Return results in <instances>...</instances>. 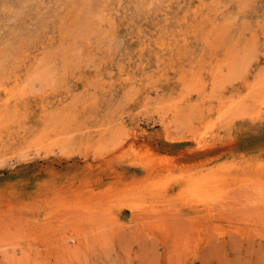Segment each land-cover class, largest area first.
Wrapping results in <instances>:
<instances>
[{"label":"rangeland","instance_id":"obj_1","mask_svg":"<svg viewBox=\"0 0 264 264\" xmlns=\"http://www.w3.org/2000/svg\"><path fill=\"white\" fill-rule=\"evenodd\" d=\"M261 89L264 0H0V264H264Z\"/></svg>","mask_w":264,"mask_h":264},{"label":"bare ground","instance_id":"obj_2","mask_svg":"<svg viewBox=\"0 0 264 264\" xmlns=\"http://www.w3.org/2000/svg\"><path fill=\"white\" fill-rule=\"evenodd\" d=\"M226 27H227L226 24H224V25H216V26L212 25L213 29H216L219 32L222 30L221 31L222 33L225 32L224 29ZM247 55H248V51L245 50V49H243L242 51L241 50H234V49L231 50L230 52H228V58H225L222 61V63L219 64V66H217V71H219L222 67L227 66V69H228V72H229L230 70H232L234 68V64L233 63L235 61H237L239 59H244ZM37 64L38 65H35L33 67L30 75H33V74L36 75L35 73H37V72L40 73V75H41V73L43 72L45 64L43 62H40V61H38ZM248 91L250 93L252 90H248ZM254 94L258 95L260 98H254L255 97ZM249 95H251L255 100H258L259 104L260 103H264V93L262 94V89L259 92H252ZM242 98L243 97L239 95L238 98H234V99H231L229 101L224 100L223 102H221L219 107H218V110H217L216 118L218 120L224 122V121H233L234 119H236V117H238L240 115H243L241 113L244 110V109H241L244 106V105H242V104H244ZM162 160L163 159H161V161ZM169 162H170V160H169ZM172 163L173 162H171V164ZM87 184H90V183H87ZM217 184H218V177L216 175H213L212 173L202 174V175H200L198 177L189 176L187 179L184 180L183 186L179 190V192L187 193L189 191V192H191L193 194L196 193L198 195H205V194L213 191L216 188Z\"/></svg>","mask_w":264,"mask_h":264}]
</instances>
